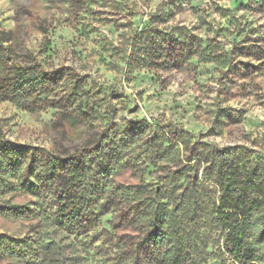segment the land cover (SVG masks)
I'll return each mask as SVG.
<instances>
[{"label": "rangeland", "instance_id": "obj_1", "mask_svg": "<svg viewBox=\"0 0 264 264\" xmlns=\"http://www.w3.org/2000/svg\"><path fill=\"white\" fill-rule=\"evenodd\" d=\"M6 46L41 87L14 91ZM0 137L28 148L0 188L24 207L0 233L27 243L0 264H165L142 242L160 189L200 264L236 263L211 217L220 176L264 158V0H0ZM56 155L83 172L73 226L50 188L21 187Z\"/></svg>", "mask_w": 264, "mask_h": 264}, {"label": "trees", "instance_id": "obj_2", "mask_svg": "<svg viewBox=\"0 0 264 264\" xmlns=\"http://www.w3.org/2000/svg\"><path fill=\"white\" fill-rule=\"evenodd\" d=\"M4 48L12 59L14 91L22 94L41 87L45 82V75L29 64L17 62L13 50L7 46ZM27 153L26 145L0 137V188L5 181L4 175L10 171L16 172ZM232 167L219 178L217 206L212 211L211 219L217 222L218 229L224 234L229 252L236 259L234 264H252L254 255L250 247L248 229L254 221H259L264 226V158L261 156L243 163L237 162ZM47 168L29 178L21 187L33 193L50 188L51 198L59 207L56 213L65 216L72 226L79 223L83 215L84 196L75 182H68L69 178L78 181V176L83 174L76 158L53 156L49 159ZM143 187L144 185L125 188L140 193ZM161 191L155 190L156 198L148 205L150 220L142 242L153 245L165 264H200L191 249L181 241L182 236L175 222L180 206L169 207L168 202L163 201ZM22 208L24 207L0 203V212L5 214H20ZM259 234L263 236L264 233L259 231ZM26 241V237L15 238L0 233L1 248L18 247L26 244Z\"/></svg>", "mask_w": 264, "mask_h": 264}]
</instances>
